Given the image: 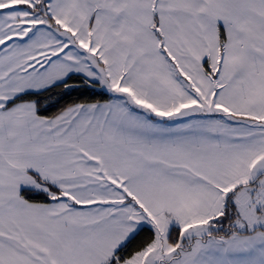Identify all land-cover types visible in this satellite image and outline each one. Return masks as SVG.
I'll use <instances>...</instances> for the list:
<instances>
[{
  "label": "snow or ice",
  "instance_id": "snow-or-ice-1",
  "mask_svg": "<svg viewBox=\"0 0 264 264\" xmlns=\"http://www.w3.org/2000/svg\"><path fill=\"white\" fill-rule=\"evenodd\" d=\"M0 264H264V0H0Z\"/></svg>",
  "mask_w": 264,
  "mask_h": 264
}]
</instances>
